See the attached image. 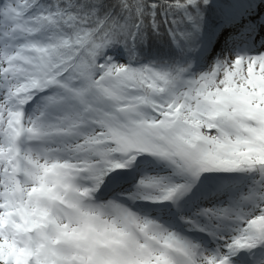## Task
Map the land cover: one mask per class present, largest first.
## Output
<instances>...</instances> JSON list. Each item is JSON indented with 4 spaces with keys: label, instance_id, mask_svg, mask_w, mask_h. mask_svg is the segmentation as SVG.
Segmentation results:
<instances>
[{
    "label": "snow or ice",
    "instance_id": "snow-or-ice-1",
    "mask_svg": "<svg viewBox=\"0 0 264 264\" xmlns=\"http://www.w3.org/2000/svg\"><path fill=\"white\" fill-rule=\"evenodd\" d=\"M257 5L0 0V264H264Z\"/></svg>",
    "mask_w": 264,
    "mask_h": 264
},
{
    "label": "rangeland",
    "instance_id": "rangeland-1",
    "mask_svg": "<svg viewBox=\"0 0 264 264\" xmlns=\"http://www.w3.org/2000/svg\"><path fill=\"white\" fill-rule=\"evenodd\" d=\"M261 10V13L259 12V13H256V12H254L253 10L250 12V14H248V15H246V18H247V21L246 22H249V20H254V22H257L258 21V19H259V17H261V16H264V11H262V9H260ZM262 32V31H261ZM261 38H262V36H261ZM252 39H250L249 41H248V43L250 44V41H251ZM255 44H258L259 42H260V35L258 34V35H256L255 36ZM220 44H217V45H215V49L218 51L219 50V48H220Z\"/></svg>",
    "mask_w": 264,
    "mask_h": 264
},
{
    "label": "bare ground",
    "instance_id": "bare-ground-1",
    "mask_svg": "<svg viewBox=\"0 0 264 264\" xmlns=\"http://www.w3.org/2000/svg\"><path fill=\"white\" fill-rule=\"evenodd\" d=\"M262 11H264V8L262 9ZM247 18L246 16L244 17V21L246 22ZM260 32V30L257 31V34ZM264 40V39H263ZM261 47L264 46V45H260Z\"/></svg>",
    "mask_w": 264,
    "mask_h": 264
},
{
    "label": "trees",
    "instance_id": "trees-1",
    "mask_svg": "<svg viewBox=\"0 0 264 264\" xmlns=\"http://www.w3.org/2000/svg\"><path fill=\"white\" fill-rule=\"evenodd\" d=\"M210 15H212V18H213V19H215V18H216V15H215V13H213V14H210Z\"/></svg>",
    "mask_w": 264,
    "mask_h": 264
}]
</instances>
